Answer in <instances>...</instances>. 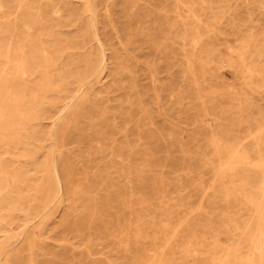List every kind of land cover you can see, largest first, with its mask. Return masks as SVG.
Listing matches in <instances>:
<instances>
[{"label": "rangeland", "instance_id": "rangeland-1", "mask_svg": "<svg viewBox=\"0 0 264 264\" xmlns=\"http://www.w3.org/2000/svg\"><path fill=\"white\" fill-rule=\"evenodd\" d=\"M0 2V264L258 260L264 0Z\"/></svg>", "mask_w": 264, "mask_h": 264}, {"label": "bare ground", "instance_id": "bare-ground-1", "mask_svg": "<svg viewBox=\"0 0 264 264\" xmlns=\"http://www.w3.org/2000/svg\"><path fill=\"white\" fill-rule=\"evenodd\" d=\"M23 2H24V0H22ZM10 2V1H9ZM24 4V3H23ZM0 5H2L1 4V2H0ZM39 5H41L40 3H39ZM3 6V5H2ZM1 6V7H2ZM14 6H16V5H14ZM7 7V6H6ZM21 7H22V3L20 2V4H18L17 5V7H16V12H15V14L16 15H14V16H16V19L18 20L19 19V16H21V11H20V9H21ZM2 9V8H1ZM5 9V8H4ZM92 10V9H91ZM2 11V10H1ZM8 11V10H7ZM13 11V10H12ZM11 10H10V14H12L13 12H12ZM4 12H5V10H4ZM8 12H7V14H8ZM23 12V11H22ZM32 12V11H31ZM30 12V13H31ZM60 12V11H59ZM28 13H29V11H28ZM39 14V13H38ZM69 15H70V13H68ZM27 15V14H26ZM37 15V14H36ZM40 16V15H39ZM1 17H3V16H1ZM32 17V16H31ZM51 17H52V15H51ZM5 18H7V17H5ZM14 18V17H13ZM53 18V17H52ZM80 18V17H79ZM22 19V18H21ZM32 19H33V17H32ZM40 19V18H39ZM69 19V18H68ZM7 21L9 22V19H7ZM12 21H15V20H12ZM49 22V21H48ZM15 23V22H14ZM73 23V22H72ZM8 24V23H7ZM10 24V23H9ZM21 24V23H20ZM49 24V23H48ZM16 25V24H15ZM83 26V25H82ZM11 27H13L12 25H11ZM27 27V26H26ZM41 27V26H40ZM39 27V28H40ZM55 27V26H54ZM91 27V26H90ZM16 28V27H15ZM42 28V27H41ZM77 28V27H76ZM85 28V27H84ZM83 28V29H84ZM70 29V28H69ZM10 30V29H9ZM76 30V29H75ZM90 30V29H89ZM13 31V30H12ZM16 31V30H15ZM41 31V30H40ZM16 33V32H15ZM55 33V32H54ZM75 33V32H74ZM82 33V32H81ZM85 33V32H84ZM29 34V33H28ZM57 34V33H56ZM41 35V34H40ZM14 36V35H13ZM55 36V35H54ZM81 36V35H80ZM18 37V36H17ZM60 37V36H59ZM83 37V36H82ZM11 39V38H10ZM16 39V38H15ZM67 39V38H66ZM14 40V39H13ZM20 40V39H19ZM18 41V40H17ZM21 41V40H20ZM20 41H18V42H20ZM15 42V41H14ZM22 42V41H21ZM24 44H25V42H24ZM23 44V45H24ZM42 44H43V42H42ZM18 45V44H17ZM44 48V47H43ZM62 48H64V47H62ZM7 49V48H6ZM19 49V48H18ZM60 49V48H59ZM21 50V49H20ZM8 51V50H7ZM67 51V50H66ZM22 52H23V49H22ZM10 53V52H9ZM45 54V53H44ZM18 55V54H17ZM70 55V54H69ZM8 56V55H7ZM24 56H26V55H24ZM23 56V57H24ZM35 56V55H34ZM68 56V55H67ZM43 57V56H42ZM69 57V56H68ZM78 57V56H77ZM84 57V56H83ZM86 57V56H85ZM19 58V57H18ZM20 59V58H19ZM47 62V61H46ZM9 63V62H8ZM13 63H16V62H13ZM25 63V62H24ZM18 66V63H16L15 64V66ZM3 66V65H2ZM10 66H11V64H10ZM86 66V65H85ZM4 67V66H3ZM22 67V66H21ZM4 69V68H3ZM46 69V68H45ZM116 70V69H115ZM23 71V70H22ZM10 72V71H9ZM28 72V71H27ZM115 72V71H114ZM25 73V72H24ZM24 73H23V75H24ZM21 74V73H20ZM85 74V73H84ZM26 75V74H25ZM20 76V75H19ZM47 77H48V75H47ZM16 79V78H15ZM12 81V80H11ZM14 81V80H13ZM12 81V82H13ZM2 83H4V82H1V84ZM5 84V83H4ZM11 84V83H10ZM38 84V83H37ZM3 85V84H2ZM5 85H7V84H5ZM19 86V85H18ZM39 86V85H38ZM13 87V86H12ZM16 87V86H15ZM51 87V86H50ZM6 88V87H5ZM8 89V88H7ZM43 90V89H42ZM9 91H10V89H9ZM7 93V92H6ZM8 93H10V92H8ZM15 94V93H14ZM6 96H7V94H5ZM29 95V94H28ZM34 95V94H33ZM36 96V95H35ZM39 96V95H38ZM9 98H11V97H9ZM4 100H6V99H4ZM34 100H35V97H34ZM13 101H14V97H13ZM9 103H10V100H9ZM32 103V102H31ZM2 106V105H1ZM18 109V108H17ZM26 112V111H25ZM18 125V124H17ZM12 131V130H11ZM14 131V130H13ZM9 132V131H8ZM4 137V136H3ZM254 138V137H253ZM4 139H6V137L4 138ZM8 139V138H7ZM6 139V140H7ZM5 141V140H4ZM9 141V140H8ZM5 144V143H4ZM252 144V143H251ZM258 144V143H257ZM262 144V143H261ZM255 146V145H254ZM257 147H258V145H257ZM252 148H253V146H252ZM251 149V148H250ZM262 148H260V150H261ZM262 151V150H261ZM238 153V152H237ZM254 153V152H253ZM262 155V154H261ZM220 157V156H219ZM262 157V156H261ZM243 158H245V157H243ZM255 158H257V156L255 157ZM245 162V161H244ZM221 163H222V161H221ZM240 165V164H239ZM248 166V165H247ZM256 166V165H255ZM264 166V165H263ZM258 167V166H257ZM260 168V167H259ZM68 169H70V168H68ZM245 169V168H244ZM249 169V168H248ZM262 170H263V167H262ZM69 171V170H68ZM243 171V170H242ZM239 172V171H238ZM260 172V171H259ZM231 173V172H230ZM246 173V172H245ZM253 173H255L256 174V172L254 171H252V173L251 174H253ZM236 174H238L237 172H236ZM236 174L234 175V176H236ZM243 174H244V171H243ZM250 173H248V175H251ZM239 175V174H238ZM246 175V174H245ZM258 175V174H257ZM240 176V175H239ZM262 176V175H261ZM260 176V177H261ZM264 176V175H263ZM236 177H238V176H236ZM240 177H242V175L240 176ZM249 177V176H248ZM248 177H246V178H248ZM255 177V176H254ZM258 177V176H257ZM68 178V177H67ZM245 178V177H244ZM264 178V177H263ZM235 179V178H234ZM239 179V178H238ZM241 179V178H240ZM243 179V178H242ZM255 179V178H254ZM249 180V179H248ZM263 179L261 178V181H262ZM241 181V180H240ZM251 181V180H250ZM245 183V182H244ZM244 183H242V184H244ZM246 185H247V183H245ZM250 184H251V182H250ZM240 185V184H239ZM249 186V185H248ZM251 186V185H250ZM249 186V187H250ZM248 187V189H251V188H249ZM252 187V186H251ZM255 187V186H254ZM253 188V187H252ZM245 189H247V188H245ZM260 189H262V188H260ZM252 190V189H251ZM263 191H264V188L262 189ZM255 192V191H254ZM264 193V192H263ZM262 193V194H263ZM262 194H260V195H262ZM255 195V194H254ZM256 195H257V193H256ZM252 197H253V195H251ZM259 196V195H258ZM247 197V196H246ZM263 197V196H262ZM229 198V197H228ZM264 199V198H263ZM259 200V199H258ZM249 201V200H248ZM261 201V200H260ZM214 202V201H213ZM212 202V203H213ZM262 202H264V201H262ZM264 205V204H263ZM214 206V205H213ZM256 211V210H255ZM255 213V212H254ZM258 213H259V215H258V231H259V233H260V238L258 239V241H256V245H255V248H256V250H257V252H258V260H254V261H252V264H264V229H263V222H264V213L262 214V212L261 211H258ZM257 213V214H258ZM256 214V213H255ZM206 216V215H205ZM204 216V217H205ZM217 216V215H216ZM215 216V217H216ZM207 217V216H206ZM209 217V216H208ZM213 217V216H212ZM214 217V218H215ZM221 217V216H220ZM211 218V217H210ZM218 218V217H217ZM180 219V218H179ZM185 219V218H184ZM206 219V218H205ZM205 219H204V221H205ZM213 219V218H212ZM220 219H222V218H220ZM255 219V218H254ZM191 220V219H190ZM250 220V219H249ZM257 220V219H256ZM180 221V220H179ZM197 221V220H196ZM207 221V220H206ZM217 221V220H216ZM220 221V220H219ZM255 221V220H254ZM181 222V221H180ZM193 222V221H192ZM198 222V221H197ZM223 222V221H222ZM253 222V221H252ZM182 223V222H181ZM180 223V224H181ZM183 223H184V221H183ZM182 223V224H183ZM220 223H221V221H220ZM247 223V222H246ZM179 224V223H178ZM179 224V225H180ZM187 224V223H186ZM192 224V223H191ZM200 224V223H199ZM252 224V223H251ZM254 224V223H253ZM257 224V223H256ZM178 225V226H179ZM184 225V224H183ZM207 225V224H206ZM212 225V224H211ZM222 225V224H221ZM213 226V225H212ZM211 226V227H212ZM182 227V226H181ZM184 228V227H183ZM188 228H189V226H188ZM193 228H195V227H193ZM218 228V227H217ZM254 228V227H253ZM211 229V228H210ZM175 230H177V228L175 229ZM182 230V229H181ZM207 230V229H206ZM230 230V229H229ZM253 230V229H252ZM257 230V229H256ZM255 230V231H256ZM216 231V230H215ZM222 231V230H221ZM228 231V230H227ZM226 231V232H227ZM254 231V232H255ZM180 232V231H179ZM211 232V231H210ZM212 232H213V230H212ZM223 232V231H222ZM253 232V233H254ZM185 233V232H184ZM191 233V232H190ZM189 233V234H190ZM242 234V233H241ZM235 235V234H234ZM244 235V234H243ZM242 235V236H243ZM253 235V234H252ZM186 236H187V234H186ZM188 237V236H187ZM239 237V236H238ZM195 238V237H194ZM202 238V237H201ZM234 238H235V236H234ZM252 238H254V236L252 237ZM256 238V237H255ZM254 238V239H255ZM193 239V238H192ZM203 239V238H202ZM240 239V238H239ZM257 239V238H256ZM197 240V239H196ZM195 240V241H196ZM198 241V240H197ZM239 241V240H238ZM216 242V241H215ZM240 242V241H239ZM238 242V243H239ZM198 244H200V243H198ZM204 244V243H203ZM218 245V244H217ZM246 244H244V246H245ZM28 246V245H27ZM208 246V245H207ZM26 247V246H25ZM192 247V246H191ZM212 247H214V246H212ZM196 248V247H195ZM199 249H200V247H198ZM216 248V247H215ZM235 248V247H234ZM190 249V248H189ZM212 249V248H211ZM210 249V250H211ZM216 249H218V248H216ZM229 249V248H228ZM163 250V249H162ZM201 250V249H200ZM227 250V249H226ZM238 251V250H237ZM235 252V251H234ZM233 252V253H234ZM201 254H202V252H200ZM211 253V252H210ZM217 253V252H216ZM236 253V252H235ZM163 254V253H162ZM165 254V253H164ZM195 254H197V253H195ZM223 255V254H222ZM235 255H237V254H235ZM239 255V254H238ZM163 256V255H162ZM208 256V255H207ZM227 256V255H226ZM246 256V255H245ZM165 257V256H164ZM212 257V256H211ZM220 257V256H219ZM230 257V256H229ZM237 257V256H236ZM243 257V256H242ZM241 257V258H242ZM199 258V257H198ZM200 258H201V256H200ZM231 258V257H230ZM197 259V258H196ZM240 259V258H239ZM243 259V258H242ZM252 259H253V257H252ZM23 260V259H22ZM176 260V259H175ZM190 260V259H189ZM234 260V259H233ZM236 260V259H235ZM234 260V261H235ZM162 261V260H161ZM214 261V260H213ZM218 261V260H217ZM221 261H224L223 259L221 260ZM228 261H229V259H228ZM250 261V260H249ZM249 261H247V262H249ZM14 262V261H13ZM20 262V261H19ZM18 262V263H19ZM215 262V261H214ZM219 262V261H218ZM230 262V261H229ZM146 263V262H145ZM148 263V262H147ZM220 263H223V262H220ZM232 263V262H231ZM230 263V264H231ZM240 263V262H239ZM242 263V262H241ZM17 264V263H16ZM20 264H21V262H20ZM150 264V263H149ZM200 264V263H199ZM234 264V263H233ZM238 264V263H237ZM245 264H246V262H245Z\"/></svg>", "mask_w": 264, "mask_h": 264}]
</instances>
